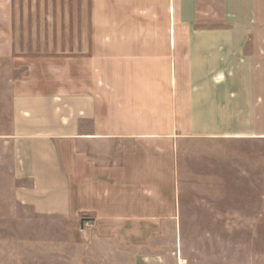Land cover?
Here are the masks:
<instances>
[{"label":"crops","instance_id":"1","mask_svg":"<svg viewBox=\"0 0 264 264\" xmlns=\"http://www.w3.org/2000/svg\"><path fill=\"white\" fill-rule=\"evenodd\" d=\"M204 1L222 2V28L200 26ZM9 58L31 71L13 82L14 202L91 221L106 264H177L162 247L177 243L180 141L261 132L217 119L264 117L245 90L264 84V0H0ZM51 62L109 70V86L32 76Z\"/></svg>","mask_w":264,"mask_h":264},{"label":"rangeland","instance_id":"2","mask_svg":"<svg viewBox=\"0 0 264 264\" xmlns=\"http://www.w3.org/2000/svg\"><path fill=\"white\" fill-rule=\"evenodd\" d=\"M201 6L200 26L222 28V2ZM42 64L52 68L34 69L32 76L55 88L94 91L98 82L109 86L110 71L94 70L92 64L74 63L72 69L57 68L65 65L61 62ZM18 65L12 58L0 59V264H106L101 245L92 246V229L84 227L83 217L74 221L38 215L12 198V155L6 142L12 129L13 82L31 75ZM253 83L245 90L257 88L264 111V84ZM217 120L239 131V124L247 123V129L261 132L180 141L177 243L170 244V233L162 248L175 250L170 256L176 255L177 264H264V117ZM127 253L119 252L120 257Z\"/></svg>","mask_w":264,"mask_h":264},{"label":"built area","instance_id":"3","mask_svg":"<svg viewBox=\"0 0 264 264\" xmlns=\"http://www.w3.org/2000/svg\"><path fill=\"white\" fill-rule=\"evenodd\" d=\"M93 223L91 221H84V227L86 229H92L93 228ZM180 264H181V261H180Z\"/></svg>","mask_w":264,"mask_h":264}]
</instances>
